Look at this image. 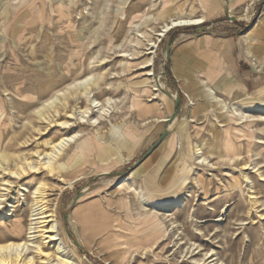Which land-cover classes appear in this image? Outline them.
I'll list each match as a JSON object with an SVG mask.
<instances>
[{
    "label": "rangeland",
    "instance_id": "1",
    "mask_svg": "<svg viewBox=\"0 0 264 264\" xmlns=\"http://www.w3.org/2000/svg\"><path fill=\"white\" fill-rule=\"evenodd\" d=\"M166 2L160 12V0H0V152L8 154L9 167L21 161L38 164L39 154L47 150L44 139L57 141L78 131L98 138L84 161L74 158L72 143L52 173L27 167L20 177L0 174V244L28 238L33 190L42 181L47 209L60 225L71 264H264V103L257 100L264 94L236 103L225 100L248 114L247 122L230 120L211 105L199 111V98L182 96L178 111L200 112L204 123L190 130L178 117L166 122L171 133L162 146L166 151L156 164L149 161L133 170L148 148V140L139 150L138 144L151 125L141 126L131 108L134 90L128 87L141 90L148 77V91L141 92L145 103L174 92L167 46L196 26L175 27L160 40L156 33L170 18L201 16L212 5L208 0ZM248 5L230 3L231 22H249L254 3ZM146 42L157 46L150 49ZM150 57L153 64L145 67ZM100 74L96 96L113 100L96 126L80 121L79 106L85 109L86 99L72 89L66 100L62 93L75 80ZM153 80L159 89L154 90ZM55 95L60 102L40 117L37 111ZM68 120L70 128L59 125ZM113 125L133 133V140L119 138ZM188 142H202L207 161L199 163L184 152ZM185 166L193 170L183 182ZM148 174L158 179L152 183L156 189L151 185V192H145L151 203L146 206L134 189L145 188ZM122 178L129 180L120 189ZM127 240L139 245L127 250ZM27 256L44 264L33 249Z\"/></svg>",
    "mask_w": 264,
    "mask_h": 264
},
{
    "label": "crops",
    "instance_id": "2",
    "mask_svg": "<svg viewBox=\"0 0 264 264\" xmlns=\"http://www.w3.org/2000/svg\"><path fill=\"white\" fill-rule=\"evenodd\" d=\"M200 1L207 2L197 0L198 3ZM208 2L212 5L210 13L207 9L203 11L207 16L206 21L193 25L196 26L192 29L193 33L170 46L171 74L176 87L174 92L166 91L158 101H148L135 109L141 126H151L138 144L139 150L148 140V148L133 170L145 168L149 161L156 164L157 156L166 151L162 146L171 137L166 122L178 117L185 120L190 130L196 123H204L200 112L196 115L193 110L188 114L187 111H178L179 102L182 101L183 108V100L199 98L198 109L201 111L211 105L207 94L209 88L224 101L235 103L264 94V0H224L223 8L222 0ZM238 2L249 3L248 7L254 3L249 9L250 21L245 24L237 23L240 21L237 18L231 22L228 4ZM257 4L261 6L256 11ZM163 123L164 128H161L159 125ZM167 181L165 178L162 184ZM152 188L156 189L155 186Z\"/></svg>",
    "mask_w": 264,
    "mask_h": 264
},
{
    "label": "bare ground",
    "instance_id": "3",
    "mask_svg": "<svg viewBox=\"0 0 264 264\" xmlns=\"http://www.w3.org/2000/svg\"><path fill=\"white\" fill-rule=\"evenodd\" d=\"M166 3H167L166 0H160V7H159L160 12L165 11ZM229 8L231 9L230 4H229ZM231 12H232V9H231ZM122 15H124L123 9H122ZM206 19H207V16L205 14L201 16H194L192 14H189V15L177 16L176 18H170L169 21H167L166 23H164V25H162L161 31L156 33V35L158 36V39L160 40V37H164L171 29L175 27L199 25V24L204 23ZM138 37H142V35H138ZM138 42H142V39L138 38ZM146 43L149 44L150 49L157 46L156 42H146ZM150 49H149V52H150ZM152 61H153V58L150 57L147 61L148 64H146L145 67L152 66L153 64ZM151 74L152 72L149 71L148 75H151ZM101 76H102L101 74L98 76L90 75V76H87L81 79H77L71 84L70 89H67L66 92L62 93L64 94L65 96L64 99L66 100L67 95L70 94L71 89H72L74 93L78 94L79 97L86 99V102H87L86 108L82 109L81 105L79 106L78 114L80 113V117H79L80 121L84 122L83 120H86V122H89L90 124L96 125V126L100 125L101 118L105 116L106 112H109L107 105H110L111 101L113 100V98L109 97L107 100L102 101L96 96L97 90L101 88V84L99 83V78ZM153 82L155 83L154 90L159 89L158 86H160V84H158L156 80H153ZM144 83L146 85L141 90H136L137 87H132V86L128 87V91L134 90L133 100L131 104L132 109L134 107L135 108L141 107L143 104H145V102L142 100L143 98H142L141 92H146V90L148 91L147 87L150 86L151 80L147 77ZM207 92H208L207 94L209 97V101L211 102L212 111L215 108L216 110H219L225 113V115L230 120L233 117L236 121L241 120V122H247V120L249 119V115L243 112L242 110H240L239 106H237L235 103H227L221 97L217 96L214 93V91L210 88L207 89ZM58 102H60V98L58 95H55L54 98H52V100L49 101L43 109H39L37 111V114L40 117L46 118L44 116L43 110L55 108ZM258 102L264 103V99H261ZM262 110H264V108ZM55 111L58 115V110H55ZM90 112L92 113V115H89ZM70 117H74V115L71 114ZM50 121H53V120L50 119ZM59 125L62 126L64 129H67V128H70V126L73 124L68 120V121H63L59 123ZM172 127L173 125L170 124L169 128L172 129ZM113 128L116 132V135L119 138L121 139L127 138V139L133 140L134 134L131 133L130 131L124 130L123 132L119 125H113ZM96 140H98V138L96 137L92 138L89 136H85L81 131L74 132V133L71 132V133H68L67 135H63L57 141H54L51 138L44 139L42 140L43 145L45 146L47 150L44 151L43 154L41 153L39 154L40 160L38 161V164H35L31 161H27L26 163H23L21 161V164L19 166L15 164L13 168L9 167L8 154L6 152H0V174H3L4 172L9 171L10 174L18 175L20 177L24 172L27 171V167H29L31 170H34V171L37 170L39 167H43L49 173H52L56 168V163L59 162L58 159L65 152L67 148L71 147L72 143L76 144L75 151L73 153L74 158H77V160H80V161H84L88 158L89 153L93 150V148L96 147ZM172 140H174V135L172 136L170 141ZM133 148L134 147H132L131 150H133ZM183 148H184V152H186L188 155L193 157L197 162L204 163L205 161H207V158L204 156V152L201 151L202 149H204V144L202 142L200 143L196 142L193 145H191L188 142L187 144H184ZM63 165L65 164L63 163L62 166ZM245 165H247V163H245ZM191 170L193 169H191L190 167H186L184 169L185 177L183 178L184 179L183 182L188 180L189 178L188 176L190 175L189 172ZM133 176L134 175L131 174L130 178H132ZM247 179H249V177H247ZM128 180L129 179L122 178L119 181L118 188L123 189L127 185ZM155 180L156 178L154 175L148 174L144 178L145 188L134 189L136 194H139L141 201L146 206L151 205V203H148V200L145 197V192H149V191L151 192V185L153 181ZM44 185L45 184L42 181H39V183L33 190V195H34V202L32 203L33 213H32L31 223L29 225L28 238L22 239L20 241H8L4 244H0V262H6L8 264H37L34 256H30V257L27 256L28 252H30V250L33 249L35 253L39 256V258L44 259L43 260L44 264H71L72 263V260H71L72 257L69 254V249H68L67 244L63 240L60 225L57 219L54 217V214L50 213V211H48L47 209V205L45 203ZM1 198H0V203H1ZM11 207H13V204ZM152 207L154 206L152 205ZM154 209L156 208L154 207ZM157 211H159V209H156L154 212H157ZM165 213L169 215L170 211H166ZM161 232H162V228L159 231H157L156 235L157 236L161 235ZM38 238H41L42 242H37ZM125 242L128 247L127 250L130 249L132 246L139 245V244H133L129 242L128 240ZM43 245L51 246V248L53 249V252L46 251Z\"/></svg>",
    "mask_w": 264,
    "mask_h": 264
},
{
    "label": "water",
    "instance_id": "4",
    "mask_svg": "<svg viewBox=\"0 0 264 264\" xmlns=\"http://www.w3.org/2000/svg\"><path fill=\"white\" fill-rule=\"evenodd\" d=\"M170 46H171V43L169 42V43H168V46H167V52H168V55L170 54Z\"/></svg>",
    "mask_w": 264,
    "mask_h": 264
}]
</instances>
